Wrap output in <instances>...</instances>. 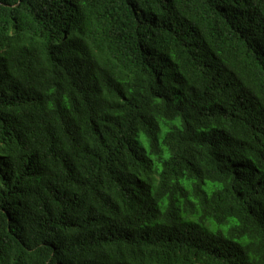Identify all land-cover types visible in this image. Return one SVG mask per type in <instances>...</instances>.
Listing matches in <instances>:
<instances>
[{
  "label": "trees",
  "instance_id": "1",
  "mask_svg": "<svg viewBox=\"0 0 264 264\" xmlns=\"http://www.w3.org/2000/svg\"><path fill=\"white\" fill-rule=\"evenodd\" d=\"M0 264H264V0H0Z\"/></svg>",
  "mask_w": 264,
  "mask_h": 264
}]
</instances>
